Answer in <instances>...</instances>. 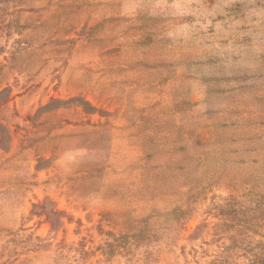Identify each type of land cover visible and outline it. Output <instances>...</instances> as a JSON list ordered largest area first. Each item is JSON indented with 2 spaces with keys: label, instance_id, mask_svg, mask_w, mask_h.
Segmentation results:
<instances>
[{
  "label": "rangeland",
  "instance_id": "obj_1",
  "mask_svg": "<svg viewBox=\"0 0 264 264\" xmlns=\"http://www.w3.org/2000/svg\"><path fill=\"white\" fill-rule=\"evenodd\" d=\"M0 264H264V0H0Z\"/></svg>",
  "mask_w": 264,
  "mask_h": 264
}]
</instances>
